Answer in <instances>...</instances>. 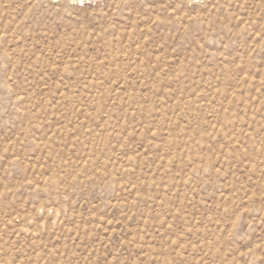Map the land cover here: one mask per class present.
I'll return each instance as SVG.
<instances>
[{
    "label": "rangeland",
    "instance_id": "1",
    "mask_svg": "<svg viewBox=\"0 0 264 264\" xmlns=\"http://www.w3.org/2000/svg\"><path fill=\"white\" fill-rule=\"evenodd\" d=\"M0 264H264V0H0Z\"/></svg>",
    "mask_w": 264,
    "mask_h": 264
}]
</instances>
